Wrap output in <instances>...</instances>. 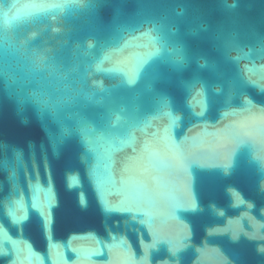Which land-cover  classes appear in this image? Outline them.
Masks as SVG:
<instances>
[{"label":"water","instance_id":"water-1","mask_svg":"<svg viewBox=\"0 0 264 264\" xmlns=\"http://www.w3.org/2000/svg\"><path fill=\"white\" fill-rule=\"evenodd\" d=\"M0 264H264V0H0Z\"/></svg>","mask_w":264,"mask_h":264},{"label":"snow or ice","instance_id":"snow-or-ice-1","mask_svg":"<svg viewBox=\"0 0 264 264\" xmlns=\"http://www.w3.org/2000/svg\"><path fill=\"white\" fill-rule=\"evenodd\" d=\"M81 203H82V206H85V202L82 201Z\"/></svg>","mask_w":264,"mask_h":264}]
</instances>
